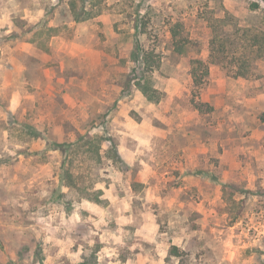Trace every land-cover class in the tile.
Masks as SVG:
<instances>
[{
    "label": "rangeland",
    "instance_id": "374dc122",
    "mask_svg": "<svg viewBox=\"0 0 264 264\" xmlns=\"http://www.w3.org/2000/svg\"><path fill=\"white\" fill-rule=\"evenodd\" d=\"M68 2L52 11L60 25ZM100 11L51 31L72 41L80 29L89 50L48 54L49 82L33 69L20 86L34 100L0 99V264H264V55L250 78L210 64L197 89L191 74V60H210L218 19L232 39L264 33V0H110ZM39 33L49 48L48 28ZM137 35L160 65L157 102L134 85ZM64 142L75 188L61 176Z\"/></svg>",
    "mask_w": 264,
    "mask_h": 264
},
{
    "label": "trees",
    "instance_id": "16d2710c",
    "mask_svg": "<svg viewBox=\"0 0 264 264\" xmlns=\"http://www.w3.org/2000/svg\"><path fill=\"white\" fill-rule=\"evenodd\" d=\"M63 0H59L58 4L49 8L46 13L47 16L53 18V10H56L57 7L61 5ZM108 0H69L68 6L70 8V12L72 14L71 20L75 23L86 22L91 19L98 17L101 14V9L103 5ZM254 8H259L258 5H254ZM52 12V13H51ZM60 14H64L63 10H61ZM66 16V15H65ZM68 22H63L60 26H67ZM218 26H212L213 29V37L210 41V60L206 62L203 59L197 58L191 60V74L193 77L194 85L197 89H202L206 86L207 81L210 77V64H215L224 68L228 74L233 75L235 78H250L253 77L252 72V64L254 62L255 57H261L264 55V33L259 30H251V29H236L235 34L240 33L241 40H238L237 37H234V34H227L225 31V27L232 26V24L226 23L225 18L218 19ZM48 21L42 23L43 27L47 26ZM237 26V25H236ZM32 28V27H31ZM30 28V29H31ZM59 28V27H58ZM138 28V26H137ZM54 28L48 29V36L52 37L51 31ZM219 29H221L219 31ZM223 29V30H222ZM235 29V28H234ZM234 31V30H233ZM220 32V33H219ZM41 35V34H40ZM69 36V35H68ZM67 36V37H68ZM36 37L32 38L33 42H36ZM73 36H69V38ZM173 37L176 38V33L174 32ZM251 37V38H250ZM243 42V43H241ZM176 51L183 53L184 46H176ZM132 63L134 64V70L136 72H140V76L134 80V85L137 89L150 101L157 102L160 99L159 91L152 85V73L159 68L160 65L158 63L154 64L152 62V58L150 52L142 48V44L140 40L137 39L135 42V48L132 52ZM233 65H237L236 67H232ZM39 62H33L32 67L28 70H33L34 68H39ZM40 69V68H39ZM236 69V71H235ZM71 144L69 143H55L56 149L62 151L65 160L62 166V180L66 187L75 188L77 187V181L75 180V176L71 171V166L67 165V158L70 155V151L72 149ZM112 152L116 158L118 157V151L116 146H112ZM92 191V192H91ZM84 193H86L83 198L88 200L99 201V195L102 194V191H94L84 189ZM93 193V194H92ZM2 244L0 242V248ZM172 255L179 256L180 252L178 248H172ZM37 256V255H36Z\"/></svg>",
    "mask_w": 264,
    "mask_h": 264
},
{
    "label": "crops",
    "instance_id": "0c3cea01",
    "mask_svg": "<svg viewBox=\"0 0 264 264\" xmlns=\"http://www.w3.org/2000/svg\"><path fill=\"white\" fill-rule=\"evenodd\" d=\"M58 2L57 0H0V99L6 93L10 95L12 105L20 99L26 101L35 99L34 93L22 92L20 89L21 85L34 84L32 78H30L32 76L30 74L31 70H28L33 65V59L39 60L40 69H34L40 71V78H46V81H48L50 79L47 72V63L50 57L48 54L51 52L64 53V47L69 42H71V55L76 56L89 50L86 46L78 43L81 37L80 29H77L72 41L63 40V34L53 33L49 48L47 46L44 50L40 49L38 41L33 42L32 38L40 35L39 32L43 29H57L60 26V18L57 15L51 18L46 15L45 11V6H55ZM96 19L97 17L86 22ZM18 20L24 21L25 29L26 27L32 28L29 31L24 30L18 25ZM45 21H48V23L46 27H43L42 23ZM67 24L74 27L81 23L70 21ZM256 148L258 150L259 146ZM257 159L264 160L260 156ZM255 226L259 228L260 224Z\"/></svg>",
    "mask_w": 264,
    "mask_h": 264
}]
</instances>
